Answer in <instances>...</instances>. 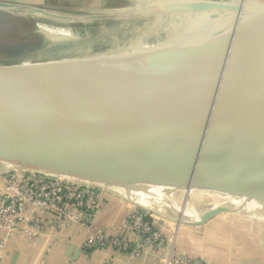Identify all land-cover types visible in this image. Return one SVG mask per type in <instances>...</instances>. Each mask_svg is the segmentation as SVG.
Wrapping results in <instances>:
<instances>
[{
	"label": "water",
	"instance_id": "obj_1",
	"mask_svg": "<svg viewBox=\"0 0 264 264\" xmlns=\"http://www.w3.org/2000/svg\"><path fill=\"white\" fill-rule=\"evenodd\" d=\"M133 1L141 8L134 12L149 11L147 18L164 14L190 18L204 16L207 9L225 12L243 8L261 15L243 23L237 19L218 22L213 42L200 53L179 61L69 66L66 59L50 61L52 65L0 66V160H35L70 149L131 156L191 147L210 169H222L235 181L264 188V125L257 131L242 133L218 123L211 117L212 105L206 95L186 80L217 62L223 65L229 59L243 60L237 56V46L245 42L242 39L253 32L264 33V0ZM11 5L0 2V8ZM123 12L93 13L115 19ZM41 13L50 19L61 15ZM230 20H234L232 24ZM52 36L45 35L43 45L16 57L59 42ZM174 86L191 92L206 115L168 107L164 103L167 95L157 90ZM250 112L264 124L262 106ZM8 171H0V175ZM155 184L176 189L205 186L199 178L158 179ZM227 209L221 205L203 211L199 224Z\"/></svg>",
	"mask_w": 264,
	"mask_h": 264
},
{
	"label": "bare ground",
	"instance_id": "obj_2",
	"mask_svg": "<svg viewBox=\"0 0 264 264\" xmlns=\"http://www.w3.org/2000/svg\"><path fill=\"white\" fill-rule=\"evenodd\" d=\"M139 13H141V16L148 15L149 11H141ZM91 14L102 16L100 23L109 20L104 15ZM69 15H55L53 16L55 20L52 21L62 22L61 19H66ZM260 15V12L248 8L231 9L225 12L207 9L204 16H196L193 21L195 23L194 26H197L201 29V32L205 33L223 20L235 18L240 23H243ZM162 18L161 25H168L170 22L181 18L182 23L191 19L178 14H164ZM82 21H86V19ZM87 22L93 21L87 20L83 24ZM156 24L153 23L146 26L155 31L150 37L125 38L122 43L111 47L109 52H90L85 56H71L66 61V65L85 66L149 61H179L200 53L213 42L212 38L208 37L209 39L206 42L184 45L177 42L179 37L177 34H170L157 42L158 47L150 50L149 41L162 34L161 30L154 29ZM64 29L71 30L68 26L64 28L51 27L48 30L54 32ZM262 34L263 32H253L245 36L242 41L258 40L262 37ZM122 47L125 49L128 47L126 52L119 51L120 49L122 50ZM250 54L248 58L243 60L229 59L223 65L221 62H217L186 78L188 82L195 84L206 95L212 105L211 117L215 121L242 133L257 131L264 125L260 119L254 117L250 112V109L254 107L262 106L264 108V47H261L260 44ZM12 64H18L13 67L39 65V63L21 64L18 58L0 61V66L3 67ZM40 64L52 65L53 63L45 62ZM157 93L167 95L164 103L171 109L206 115L205 109L195 96L183 87L161 88L157 90ZM0 161L6 163L8 167L16 169H23L24 164H40L66 170L69 173L77 171L88 174L94 177L96 181L115 190L131 201L154 211H162L176 216L180 213L179 206L174 203H164L158 198L155 189L159 184H155L156 180L177 181L199 178L205 186L190 185V188L216 187L222 189L229 197L233 196L234 190L219 185L222 183H237L234 204L245 209V211L247 210L250 215L264 216V188L235 181L222 169H210L200 156L194 154L191 147L144 152L131 156L108 154L87 149H70L35 160L18 161L6 159ZM228 198H225V200Z\"/></svg>",
	"mask_w": 264,
	"mask_h": 264
},
{
	"label": "rangeland",
	"instance_id": "obj_3",
	"mask_svg": "<svg viewBox=\"0 0 264 264\" xmlns=\"http://www.w3.org/2000/svg\"><path fill=\"white\" fill-rule=\"evenodd\" d=\"M0 2L12 4L10 8H0V61L18 58L21 64L65 61L71 56H85L90 52L106 53L115 44L122 43L125 38L150 37L155 31L146 26L153 23H157L154 29L161 30L162 34L149 41L150 50L158 47L157 42L170 34H177L179 36L177 42L180 44H198L211 38L213 32L218 29V26H213L209 31L201 32L200 28L194 26L193 19L196 16L190 17V20L183 23L181 18L170 22L168 25H161L162 15L147 18L148 15L141 16V13L134 12L141 8L133 0H0ZM104 10L111 12L123 10L126 12L121 13L115 19L109 18L107 22L100 23L103 17L91 13ZM41 11L50 14L70 15L66 19H61L62 22H55L52 21L55 20L54 17L50 19ZM84 19L93 22L83 24L86 22L82 21ZM233 21L230 20L229 24H232ZM139 24L143 26L141 27ZM65 26L70 27L71 30L64 29L54 32L48 30L51 27L64 28ZM45 35H53L52 37L56 40L59 39V42L54 41L53 44L44 49L31 52L22 57H16L21 52L43 45ZM260 44L261 47H264V33L263 37L258 40L245 41L239 44L237 47L240 51L237 56L241 59L248 58L251 55L250 52ZM127 49L128 47L126 49L122 47V50L119 51L126 52ZM16 65L18 64L5 67ZM253 112L261 114L257 110H253ZM23 168L40 169L91 182L105 193L106 204L108 197L110 200L124 201L132 209L149 212L155 219L156 226L162 230L169 243L167 251L173 247L175 251L192 257L200 251L201 254H198L205 255L204 260L200 258L205 264H219L218 261H222L227 257L226 252H228L230 246L237 248L260 247L261 241L264 239V216L250 215L247 210L245 211V209L234 204L237 183L231 182L219 185L234 190L231 197L225 194L222 189L216 187L192 189L189 186L188 188L176 189L165 185H157L155 191L161 201L179 206L180 213L176 216L162 211H154L131 201L115 190L96 181L94 177L88 174L77 171L69 173L66 170L40 164H24ZM12 169L15 168L8 167L6 163L0 161V171ZM225 198L228 199L225 200ZM221 205L229 209L210 219L207 223L199 224L203 211ZM208 258L210 260H207ZM223 261V263H226L225 260Z\"/></svg>",
	"mask_w": 264,
	"mask_h": 264
},
{
	"label": "built area",
	"instance_id": "obj_4",
	"mask_svg": "<svg viewBox=\"0 0 264 264\" xmlns=\"http://www.w3.org/2000/svg\"><path fill=\"white\" fill-rule=\"evenodd\" d=\"M106 205L105 193L93 184L38 170L14 169L0 175V229L31 243L49 232L76 224L94 225ZM168 241L149 212L140 209L128 215L122 235L104 230L92 232L83 244L85 251L111 247L132 257L167 249ZM5 241H0V264ZM162 264H205L170 248Z\"/></svg>",
	"mask_w": 264,
	"mask_h": 264
},
{
	"label": "crops",
	"instance_id": "obj_5",
	"mask_svg": "<svg viewBox=\"0 0 264 264\" xmlns=\"http://www.w3.org/2000/svg\"><path fill=\"white\" fill-rule=\"evenodd\" d=\"M161 1L189 3L196 0ZM107 200V204L96 216L93 226L83 227L73 224L61 231H48L34 243L19 235H9L5 230L0 229V241H5L2 264H162L166 249L158 252L149 251L137 257L111 247L83 250L85 239L95 230L102 229L116 236L123 234V224L134 209L124 201L110 200L108 197ZM198 253L201 254L200 251ZM198 253L193 255V258L200 261V258H205V255ZM226 255V259H223L226 263L221 259L222 261H218L219 264H264V239L260 247L230 246Z\"/></svg>",
	"mask_w": 264,
	"mask_h": 264
}]
</instances>
